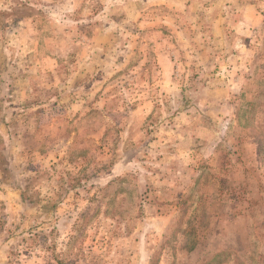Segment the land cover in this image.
<instances>
[{"label":"rangeland","instance_id":"1","mask_svg":"<svg viewBox=\"0 0 264 264\" xmlns=\"http://www.w3.org/2000/svg\"><path fill=\"white\" fill-rule=\"evenodd\" d=\"M0 264H264V0H0Z\"/></svg>","mask_w":264,"mask_h":264}]
</instances>
